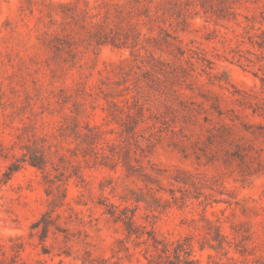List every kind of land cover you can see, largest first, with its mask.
Masks as SVG:
<instances>
[{
    "label": "rangeland",
    "instance_id": "374dc122",
    "mask_svg": "<svg viewBox=\"0 0 264 264\" xmlns=\"http://www.w3.org/2000/svg\"><path fill=\"white\" fill-rule=\"evenodd\" d=\"M0 264H264V0H0Z\"/></svg>",
    "mask_w": 264,
    "mask_h": 264
},
{
    "label": "trees",
    "instance_id": "16d2710c",
    "mask_svg": "<svg viewBox=\"0 0 264 264\" xmlns=\"http://www.w3.org/2000/svg\"><path fill=\"white\" fill-rule=\"evenodd\" d=\"M31 164L36 165L37 163H35L34 161H31ZM161 242H162L163 250H165L168 253L174 252V254L178 258H180L181 256L183 257V255L187 253L185 251L184 245L179 239L169 240V239L163 238Z\"/></svg>",
    "mask_w": 264,
    "mask_h": 264
}]
</instances>
